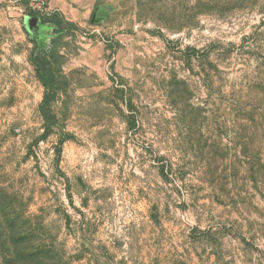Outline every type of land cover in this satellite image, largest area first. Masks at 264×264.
Instances as JSON below:
<instances>
[{"label": "rangeland", "instance_id": "1", "mask_svg": "<svg viewBox=\"0 0 264 264\" xmlns=\"http://www.w3.org/2000/svg\"><path fill=\"white\" fill-rule=\"evenodd\" d=\"M1 203L59 264H264V0H0Z\"/></svg>", "mask_w": 264, "mask_h": 264}, {"label": "trees", "instance_id": "2", "mask_svg": "<svg viewBox=\"0 0 264 264\" xmlns=\"http://www.w3.org/2000/svg\"><path fill=\"white\" fill-rule=\"evenodd\" d=\"M49 98L45 95L43 104L46 105ZM27 227L24 216L13 210L6 211V206L0 204V264H59V260L52 258V249L46 244L37 242L32 246L31 232Z\"/></svg>", "mask_w": 264, "mask_h": 264}]
</instances>
